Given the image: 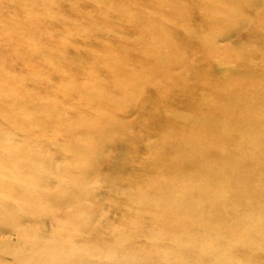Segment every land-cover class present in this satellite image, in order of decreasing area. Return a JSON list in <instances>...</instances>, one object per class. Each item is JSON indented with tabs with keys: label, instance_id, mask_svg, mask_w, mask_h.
I'll list each match as a JSON object with an SVG mask.
<instances>
[{
	"label": "bare ground",
	"instance_id": "6f19581e",
	"mask_svg": "<svg viewBox=\"0 0 264 264\" xmlns=\"http://www.w3.org/2000/svg\"><path fill=\"white\" fill-rule=\"evenodd\" d=\"M155 1L158 7L149 11L136 6V0H21L14 17L0 15V93L9 95L0 101L11 110L34 107L44 117L40 99L30 100L29 91L59 76V90L78 97L85 107V115L65 110L56 112L57 118H43L58 129L54 138L62 140L66 156L54 155L51 162L56 163L50 167L56 176L51 206L76 199L88 177L99 171L94 184L104 187L119 171L115 164L104 171V158L110 152L114 158L141 154V133L155 135L159 139L150 153L152 162L141 179L150 174L149 187L169 196L178 208L174 214L187 218L177 232L187 236L181 244L192 247L208 228L217 241L230 242L227 250L218 242L197 246L193 264H264V0H198L204 7L191 15L185 12L187 5L180 9L173 0ZM2 6L0 1V10ZM65 6L75 10V16L63 13ZM248 18L260 28L258 36L244 39L239 34L242 40L227 49L211 42L214 36L238 33ZM119 20L142 22L146 35L125 33ZM70 21L84 24L68 28ZM96 31L106 33L97 49L77 43L75 36L88 39ZM74 44L93 50V61L84 69L78 63L71 67L65 58ZM190 46L199 50L197 55L182 60L178 51ZM104 48H111V54ZM250 58L262 67L250 70L243 62ZM127 59L134 64L129 76L123 71ZM219 63L235 64L228 81L212 72ZM98 74L106 79L98 82ZM74 78L82 80L71 85ZM70 104L66 101L64 108L74 109ZM170 106L174 112L167 110ZM69 157L77 162L69 163ZM0 164L19 172L9 161ZM162 208L159 204L157 210ZM66 217L65 223L72 219ZM0 224L8 227L3 219ZM235 254L251 259L243 262ZM166 258L172 264H188L173 255Z\"/></svg>",
	"mask_w": 264,
	"mask_h": 264
},
{
	"label": "rangeland",
	"instance_id": "374dc122",
	"mask_svg": "<svg viewBox=\"0 0 264 264\" xmlns=\"http://www.w3.org/2000/svg\"><path fill=\"white\" fill-rule=\"evenodd\" d=\"M0 1L3 3L1 16L9 19L14 17V12H19L18 4L21 0ZM23 2L28 4V1ZM173 2L180 9L181 6L187 5L185 12L188 15L204 7V3L198 0ZM29 4L41 7L33 2ZM136 6L149 11L158 7L155 0H136ZM62 9L63 13L71 17L76 14L69 6ZM142 17L147 18V14H142ZM119 23L125 33L136 37L146 35L142 22L119 20ZM70 24L76 29L84 23L70 21L67 24L68 28ZM256 25L255 21L244 19L238 33L225 37L218 35L210 40L217 48L227 49L232 44L240 42L241 36L244 39L258 36L260 28ZM40 26L49 27L48 23H42ZM51 32L58 33L57 29H52ZM105 35L104 32L96 31L89 33L88 39L78 36L75 38L77 43L84 42L97 49L98 43L103 38L106 40ZM109 35L115 39V33ZM155 35L161 36L160 33ZM185 42L187 44V41ZM195 42L202 45L201 41ZM104 49L106 53L111 54V48ZM140 49L141 46L138 50ZM192 49L193 46H190L178 51L182 60H189L197 55L199 50L196 52ZM91 51L93 50L89 47L74 44L68 49L65 58L70 61L71 67L78 63L82 66L80 68L84 69L93 61ZM198 59H202V56ZM125 61L127 63L123 71L129 76L134 64L130 59ZM243 62L250 70L262 67L255 58ZM234 67V63H219L212 72L217 75V79L228 81L229 73ZM58 78L59 76H55L52 82L45 81L43 85H33L29 91L30 100L40 99V104L47 112L44 117L57 118L55 113L65 110L71 111V114L85 115V107L78 97H68L65 95L66 92L63 94L59 90ZM74 79L70 81L71 85L82 80ZM95 79L102 82L106 78L103 74H98ZM1 96L9 95L0 93ZM66 101L71 103L69 106L74 109L64 108ZM28 107L21 105L16 107V110H11L10 106L5 104V100L0 101V143H3L0 144V162L9 161L11 169L19 171L13 174L0 164V221L3 219L8 224V227L0 224V264H172L171 261L170 263L167 261L168 254L193 264L198 260L197 246L206 242H218L226 250L229 248V240L224 238L217 241V236L209 228L204 232L200 231L192 247L181 244V241L185 243L187 236L177 232H182L179 227L187 223V218L174 214L178 208L171 203L169 196L156 193L155 189L149 187L150 174L144 181L141 179V174L152 162L150 153L155 141L159 139L151 134L141 133L144 136V139L138 142L141 154H134L131 158L119 155L115 159L110 152L104 158L102 163L104 171L109 165L119 166V171L112 174L111 182L104 187L98 185L95 187L94 182L99 180L98 174L101 172L99 171L95 176L88 177V182L84 186L86 190L83 188V193L74 197L76 199H69L67 204L51 206L50 197L56 179L53 168L52 170L50 168L56 167V163L51 162L55 160L54 155L59 158L66 156L61 151L62 140L58 139L59 137L54 138L58 129L55 130L44 123V117H41L34 107ZM167 110L174 112L175 107L170 106ZM28 133L31 135L28 136ZM39 135L45 137H38ZM69 158V163L77 162L75 157ZM183 162L182 160L181 164ZM100 165L101 163H98V166ZM184 165L188 167L189 163L185 161ZM94 173L93 166L92 174ZM166 175L172 180L171 174ZM107 178L108 176L104 180ZM159 204L170 211L168 216L164 208L157 210ZM63 217L72 219L65 223ZM169 231H172L171 234ZM186 255L190 259H183ZM235 257L243 262L251 259L248 256L239 259L236 254Z\"/></svg>",
	"mask_w": 264,
	"mask_h": 264
}]
</instances>
